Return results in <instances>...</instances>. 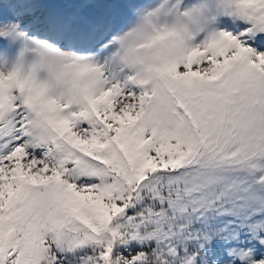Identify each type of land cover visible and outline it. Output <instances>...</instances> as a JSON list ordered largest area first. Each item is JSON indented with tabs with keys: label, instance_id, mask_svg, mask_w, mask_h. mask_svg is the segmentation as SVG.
<instances>
[{
	"label": "snow or ice",
	"instance_id": "6c2138e0",
	"mask_svg": "<svg viewBox=\"0 0 264 264\" xmlns=\"http://www.w3.org/2000/svg\"><path fill=\"white\" fill-rule=\"evenodd\" d=\"M0 264H264V0H0Z\"/></svg>",
	"mask_w": 264,
	"mask_h": 264
}]
</instances>
